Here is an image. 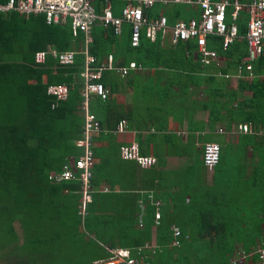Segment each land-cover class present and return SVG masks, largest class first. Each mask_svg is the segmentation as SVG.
<instances>
[{
  "label": "trees",
  "instance_id": "obj_1",
  "mask_svg": "<svg viewBox=\"0 0 264 264\" xmlns=\"http://www.w3.org/2000/svg\"><path fill=\"white\" fill-rule=\"evenodd\" d=\"M6 1L0 0V5ZM151 10L147 11L149 20L158 18ZM229 13L230 10L226 14L227 23L230 22ZM247 21L246 13L241 12L236 22L240 35L245 34ZM126 37L123 48L144 66L163 56L167 58L166 64L185 62L201 65L198 59L193 58L194 42L162 45L160 34L154 41L142 34L139 46L133 48L129 32ZM118 39L110 27H93L88 54L102 62L101 58L111 53L107 45L119 47ZM84 42L82 32L74 36L69 21L63 25H47L43 15L22 16L15 12H0V256L9 251L7 248L12 243L22 239L21 249L27 251L28 256L13 260L15 263L9 261L10 264H31L34 260L93 264L111 257L110 250L120 249L127 250L135 258L145 256L148 264H231L234 248L228 245V241L224 244L219 242L222 232L215 229L186 230L179 227V214L171 215L161 207L155 230L154 253L143 248L150 244L153 237L151 228L155 223V207L148 205L146 215L141 217L131 193L123 192L122 195H128L129 200L119 201L125 204V211L116 210L117 213L105 222L98 220L94 213V209L98 208V199L109 197L112 200L115 197L113 192L102 194L99 190L101 174L96 162L91 169V201L86 205L84 217L80 214V181L56 182L50 179V176L61 174L66 168L72 169L74 160L82 153L76 143L82 137L84 122L79 110L83 100L80 73L85 64L82 53ZM46 50L76 52L74 64L61 67L48 56L45 64L36 65L34 54ZM217 51L236 66L246 56L247 48L245 41L240 40L225 52L220 47ZM129 62L123 63V66ZM251 74V80L243 78L246 86L242 84L241 88L251 91L252 97L237 104L229 124L235 119L254 125L264 122L256 112L264 102V57L252 64ZM100 82L104 85V72ZM51 84L68 85L70 92L67 99L56 100L47 95L46 88ZM96 101L102 100L97 96L91 98L89 106L93 113ZM244 107L254 109L243 113ZM244 137L248 144L255 143L251 135ZM95 140L94 137L93 142ZM92 151L96 158L98 151L95 146ZM201 154L202 150L200 157ZM223 161L224 150L220 145V159L214 168ZM111 206L107 205L108 208ZM16 224L20 233L15 228ZM172 227L180 229L178 247H171ZM232 233L228 232V237ZM197 236L207 238L201 247L194 246ZM29 247L38 250L32 252ZM193 257L192 261L190 258Z\"/></svg>",
  "mask_w": 264,
  "mask_h": 264
},
{
  "label": "crops",
  "instance_id": "obj_2",
  "mask_svg": "<svg viewBox=\"0 0 264 264\" xmlns=\"http://www.w3.org/2000/svg\"><path fill=\"white\" fill-rule=\"evenodd\" d=\"M108 3L114 16H119L126 5L125 0ZM103 4L104 0L96 2L98 13ZM154 6L150 10L155 16H165L169 24L196 19L200 13L196 5ZM122 32L119 47L107 45L111 53L101 60L113 56L116 66L130 61L141 69L124 77L104 72L109 95L105 101L95 103L94 114L102 129L93 145L98 151L95 162L101 174L99 190L102 194L113 192L115 197L98 199V208L94 209L98 220L105 222L116 210L125 211V204L119 201L129 200L123 192L131 193L141 217L146 215L148 205H153L160 216V207L171 215L179 214V227L186 230L222 232L219 242L228 241L234 248L231 264H258L254 257L237 261L242 252L253 250L264 240V122L254 125L235 119L228 123L237 104L252 97L251 91L241 88L246 80L240 78L238 65L230 64V59L223 66L166 64L163 56L144 66L123 48L130 33L128 25ZM161 44L172 45L168 38H161ZM208 45L217 50L220 39H210ZM252 109L244 107L243 113ZM256 112L264 120V102ZM122 120L127 123L126 131L114 133ZM242 125L248 127L247 133L238 131ZM246 135L253 137V145L247 143ZM134 142L141 155L156 159L153 167L141 168L134 161L120 158L119 147ZM205 142H217L224 150V161L211 170L204 167L200 157ZM108 204L112 206L108 208ZM156 226L154 223L151 228L153 237L148 244L153 248ZM228 232L233 233L228 237ZM205 240L197 236L194 246L201 247Z\"/></svg>",
  "mask_w": 264,
  "mask_h": 264
},
{
  "label": "built area",
  "instance_id": "obj_3",
  "mask_svg": "<svg viewBox=\"0 0 264 264\" xmlns=\"http://www.w3.org/2000/svg\"><path fill=\"white\" fill-rule=\"evenodd\" d=\"M100 0H7L0 5V12H15L22 16L43 15L47 25H63L67 21L73 30V34L82 32L84 35L85 55L83 79V98L79 105V110L83 115L82 137L77 142V146L82 149L81 155L74 160L73 168H66L61 174L52 175L50 179L61 182L63 180L78 179L82 186V204L80 214H86V205L91 201L90 180L92 178L91 169L95 163L93 155V138L102 131L101 124L96 115L90 110V101L93 96H97L105 101L109 91L100 82L103 72L114 71L124 77L129 72L140 70L141 66L131 62L128 66H116L112 56H108L107 61L99 62L94 56L88 54V44L91 43V31L93 27H110L116 36H121L124 25L130 29V45L137 48L140 44L141 35L144 34L150 41L156 39L157 34L161 38H168L174 46L178 43L194 42L196 48L194 56L201 65L215 64L223 66L229 59L219 54L214 48L208 46L211 37L220 39V49L225 52L229 47L239 40L246 43L247 53L238 64L240 78L252 79V64L260 57H264V0H251L242 3L240 0H125L126 5L122 8L119 16H114L110 10L108 0H104L103 9L100 13L96 11V2ZM181 3L196 5L199 10V17L188 21L177 20L169 24L165 16L149 20L147 11L155 4ZM230 22L227 23L226 14ZM246 13L248 21L245 34L240 35L236 24L239 14ZM76 52H56L53 50L38 51L34 54L36 65L45 64L46 58L51 56L57 65L61 67L72 66L75 61ZM247 73L242 76V73ZM70 92V87L66 84H51L46 88V93L56 100H66ZM127 123L122 120L113 131L123 133L126 131ZM241 133H247L248 127L242 125L238 127ZM222 133V130H219ZM119 155L122 160L134 161L141 168H151L156 164V159L143 156L137 143L121 145ZM220 159V145L216 142H206L202 147L201 160L207 169H213ZM78 175V176H77ZM158 205V203H156ZM155 225H158L160 215L155 213ZM141 226V224H140ZM171 247L179 246L180 230L172 227ZM143 248L150 249L154 253V248L146 244ZM140 251V249H138ZM111 257L106 261L96 264H148L146 257H132L127 250H110ZM139 253V252H138ZM139 255V254H137ZM254 257L258 264H264V240L260 241L256 247L249 252H242L237 261Z\"/></svg>",
  "mask_w": 264,
  "mask_h": 264
},
{
  "label": "rangeland",
  "instance_id": "obj_4",
  "mask_svg": "<svg viewBox=\"0 0 264 264\" xmlns=\"http://www.w3.org/2000/svg\"><path fill=\"white\" fill-rule=\"evenodd\" d=\"M96 136V135H95ZM94 136V137H95ZM77 145V144H76ZM15 228H16V230H17V232H19L20 233V229H19V226L16 224L15 225ZM22 239H20V240H18L16 243H12L7 249L9 250V251H6L2 256H0V264H10L11 262L12 263H15L14 261H16L17 260V258L18 259H21V258H23V259H26V257L28 256V254H27V251H23L22 249H21V246H23L22 245ZM31 250L30 251H34V250H38L37 248L35 249V248H31V247H29ZM29 251V249H28V253L30 252ZM32 251V252H33ZM190 259H192V258H190ZM14 260V261H13ZM9 261H11V262H9ZM31 264H58V263H56V262H54L53 260H50V261H48V262H45V263H43V262H40V261H32L31 262Z\"/></svg>",
  "mask_w": 264,
  "mask_h": 264
},
{
  "label": "clouds",
  "instance_id": "obj_5",
  "mask_svg": "<svg viewBox=\"0 0 264 264\" xmlns=\"http://www.w3.org/2000/svg\"><path fill=\"white\" fill-rule=\"evenodd\" d=\"M77 144V143H76Z\"/></svg>",
  "mask_w": 264,
  "mask_h": 264
}]
</instances>
